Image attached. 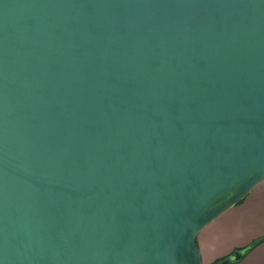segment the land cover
<instances>
[{
  "label": "water",
  "instance_id": "95a60500",
  "mask_svg": "<svg viewBox=\"0 0 264 264\" xmlns=\"http://www.w3.org/2000/svg\"><path fill=\"white\" fill-rule=\"evenodd\" d=\"M262 177L264 0H0V264H200Z\"/></svg>",
  "mask_w": 264,
  "mask_h": 264
},
{
  "label": "crops",
  "instance_id": "0c3cea01",
  "mask_svg": "<svg viewBox=\"0 0 264 264\" xmlns=\"http://www.w3.org/2000/svg\"><path fill=\"white\" fill-rule=\"evenodd\" d=\"M264 237V177L237 202L224 207L195 233L200 264H210ZM238 264H264V239Z\"/></svg>",
  "mask_w": 264,
  "mask_h": 264
},
{
  "label": "trees",
  "instance_id": "16d2710c",
  "mask_svg": "<svg viewBox=\"0 0 264 264\" xmlns=\"http://www.w3.org/2000/svg\"><path fill=\"white\" fill-rule=\"evenodd\" d=\"M264 237H261V238H258L256 240H253L250 244H248L247 246L245 247H242V248H236L233 250L232 254L235 253V252H240V255L237 259H234L233 261H231L229 264H238L239 260L245 255L246 252H248L252 247H254L256 244H258L261 240H263ZM231 255V254H230ZM225 257V256H224ZM224 257L222 258H218L216 259L215 261H213L212 263L210 264H217L221 259H223Z\"/></svg>",
  "mask_w": 264,
  "mask_h": 264
}]
</instances>
